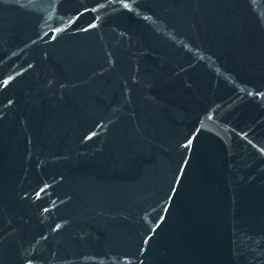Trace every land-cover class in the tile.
I'll use <instances>...</instances> for the list:
<instances>
[{"label": "water", "instance_id": "water-1", "mask_svg": "<svg viewBox=\"0 0 264 264\" xmlns=\"http://www.w3.org/2000/svg\"><path fill=\"white\" fill-rule=\"evenodd\" d=\"M0 264H264V0H0Z\"/></svg>", "mask_w": 264, "mask_h": 264}]
</instances>
